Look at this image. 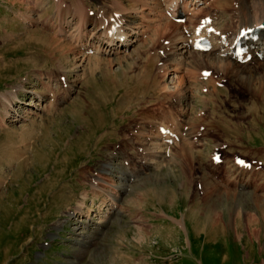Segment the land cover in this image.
Listing matches in <instances>:
<instances>
[{"label":"rangeland","instance_id":"374dc122","mask_svg":"<svg viewBox=\"0 0 264 264\" xmlns=\"http://www.w3.org/2000/svg\"><path fill=\"white\" fill-rule=\"evenodd\" d=\"M60 1L0 0V264H264V60L186 82L179 100L159 89L172 85L161 41L145 91L142 39L93 71L75 68L73 46L61 58L53 38L68 41L57 27L74 0ZM78 1L113 12L114 0ZM38 73L76 87L51 96ZM20 85L4 116L3 95ZM162 121L178 138L157 146Z\"/></svg>","mask_w":264,"mask_h":264},{"label":"bare ground","instance_id":"6f19581e","mask_svg":"<svg viewBox=\"0 0 264 264\" xmlns=\"http://www.w3.org/2000/svg\"><path fill=\"white\" fill-rule=\"evenodd\" d=\"M61 1L63 2V0ZM129 1H131V4L125 5L121 0H114L113 6L110 5L113 12L109 17H104L102 15L97 16L96 14L90 13L89 9L83 1L80 2L78 0H74V2L70 3V5H68L67 7V17L63 21H61L57 27L58 35H60L61 37H63V33L68 34V41L65 42L62 38H53L55 42L53 45L54 48L60 49L62 47L60 50V52H62V55L60 56L64 59V55L67 52L72 51L73 49L71 46H73L75 48L74 52L77 51L78 54V56L76 57V61L78 64L75 68L85 66V62H88L87 66L90 67V70L93 71L97 69L98 65L101 64V61L103 60H106V62L109 64L111 62H114V60L116 61L117 58H120L119 54L125 52L126 47L130 46L131 43L142 39L143 44L149 43V48H147V50L145 51L148 55H146L144 60L145 65L142 74L140 75V77L138 76L139 80H136V87L138 86L142 89H145L146 91V89H149L150 86L148 85L150 83L147 82L149 78L146 79L144 78V76H156L153 75L152 72V65L154 67V63L156 62L155 57L152 56L156 54L155 51L153 53L152 50H154L155 48L156 52L159 51V47L162 41L163 50L160 52V57L162 58V60L161 64L158 67V71L162 78H169V81L172 85L164 80L162 84H159L160 88H158L163 92L171 91L169 92L170 95L178 97L179 100L184 98L185 93L189 91V86H191L186 82L190 83L194 80L203 78L204 80L214 84V82H212L214 81L212 79V77H214L213 73L225 74L227 72H231L230 74L236 75V70H238L237 72L239 74L242 73L239 71H242L243 65L237 62L235 59L232 60V58L228 54L229 52H232L238 41L242 39L240 35L243 31H248L250 30V28L257 27L262 23L264 19V0H239L238 8L235 9L234 13H227V11L230 9L228 7L229 0ZM177 1L181 2V6L183 7L184 11L186 12V14H189L186 24L173 22L168 18L170 17L169 15H174L173 13L178 6ZM198 3H202L203 6L197 7L196 5ZM70 7L73 11L69 10ZM169 12L171 13L168 14ZM200 14L205 17H198ZM221 15H226L227 19L228 16H230V20L228 19L229 21L227 24L225 23V26L224 24H220L219 22V18ZM201 23L204 24L203 30L200 34L196 35L195 30L200 26ZM210 26L212 27L211 32L208 30ZM69 28H72V31H68ZM190 35H192L191 39L189 38ZM201 36H206L209 38V40L212 41L211 48L206 52L194 49L195 38ZM162 37L164 38L160 40V38ZM263 38L261 40H256L255 42H253L255 46L253 44L252 46H250L251 42L248 40L245 41L241 45V52L250 54L254 58H256L258 52H264ZM143 44L141 46H143ZM151 45L152 47H150ZM64 50L65 52L67 50V52L64 53ZM111 55H114L115 57H110ZM245 56L246 54L243 55L244 59ZM89 62H91L90 66ZM221 67H225L223 69H227V71L224 72L223 70H220ZM62 70L65 71L63 66L60 67L61 73H63ZM204 71L208 72L207 76H204ZM38 76H40L41 79H47V83H44V86L46 85L45 87L47 88L49 93H52L51 96L54 95L53 91L55 90L62 91V100H66L69 94L72 93L73 89L76 87L75 84L66 83L65 77H62V79L60 80L55 76V74L52 73H38ZM54 76L57 78L56 80H54ZM189 76L195 77L189 78ZM182 80V87H185L186 91L177 92L179 91ZM53 82L55 83V86L53 85ZM63 84L64 87L62 86ZM57 85H60V88ZM65 85L68 86L65 87ZM21 88H23L22 85L17 86L14 90L8 92L6 95H3V108L5 111L4 116L9 113L11 106H13V103L19 101L18 93ZM153 90H155V88ZM39 95L42 101L43 99H46V94L39 93ZM49 103L53 105L51 101ZM49 106L50 105H48L47 107ZM47 107L45 109H47ZM3 118L4 117H2V119ZM180 121L181 117H179V122ZM173 129L177 131L175 127ZM173 129L172 127L170 128V126L165 123V121L160 122L156 126L155 132L153 133L152 143L158 144L157 146H159L160 144L158 143V141H160L162 144H167L169 141H175L176 138H178V135L174 132ZM183 136L185 135L183 134ZM179 151L181 150L179 149ZM186 154L188 155V153ZM144 169L145 168L142 167L141 171H143ZM106 170L111 171V166H106ZM97 183L98 180L94 178L93 184L96 185ZM122 189V187H116L118 193L122 191ZM111 200L116 204L115 197H112ZM210 215L211 214L209 212L205 216L203 215V222L205 225L209 224L210 226V224L212 223V218H209ZM204 226L202 227V229L204 228Z\"/></svg>","mask_w":264,"mask_h":264},{"label":"snow or ice","instance_id":"6c2138e0","mask_svg":"<svg viewBox=\"0 0 264 264\" xmlns=\"http://www.w3.org/2000/svg\"><path fill=\"white\" fill-rule=\"evenodd\" d=\"M239 163H243L242 161H240Z\"/></svg>","mask_w":264,"mask_h":264}]
</instances>
